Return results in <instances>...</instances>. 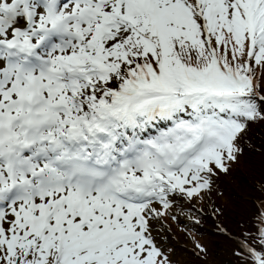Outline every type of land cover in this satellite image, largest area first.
Listing matches in <instances>:
<instances>
[{
    "label": "snow or ice",
    "instance_id": "obj_1",
    "mask_svg": "<svg viewBox=\"0 0 264 264\" xmlns=\"http://www.w3.org/2000/svg\"><path fill=\"white\" fill-rule=\"evenodd\" d=\"M256 128L264 0H0V264H173L157 225L238 196ZM251 186L235 264H264Z\"/></svg>",
    "mask_w": 264,
    "mask_h": 264
},
{
    "label": "rangeland",
    "instance_id": "obj_2",
    "mask_svg": "<svg viewBox=\"0 0 264 264\" xmlns=\"http://www.w3.org/2000/svg\"><path fill=\"white\" fill-rule=\"evenodd\" d=\"M257 152H260L257 151ZM251 153V151L245 149V156L241 158L239 165L235 166L234 169L238 167L242 168L243 160L248 157L246 154ZM231 173L227 176H221L220 181L218 182L220 188H227L226 185H230L231 191L238 193V196L230 195L229 192H225L223 195H220L218 191H213L209 194L208 200H198L194 205H190L187 202H184L181 205L182 212L179 213V219L173 220L171 216H166L163 218V222L157 225V228L160 234L164 237L165 251L170 255V259L173 261V264H219L215 263L214 260L220 261L223 259V251H220L219 255L215 256L214 260L212 257L208 258L204 256L201 252L196 251L195 241L203 242L204 244H209L210 242H224L228 241L229 244L232 242L230 240H225L220 236V227L226 226L222 222V216H214L212 212L216 206H223L222 203H225L228 208L230 203L239 201V198L244 200H253L258 197V195H242L238 190L237 186H231L229 181ZM216 186L214 185V188ZM229 189V190H230ZM228 193L231 199H228ZM218 204V205H217ZM196 210V211H194ZM180 214H182L180 216ZM210 216L211 219L208 217ZM198 219L200 223L194 224L193 221ZM207 220V221H206ZM223 234V233H222ZM198 238V239H197ZM226 259H229L226 257Z\"/></svg>",
    "mask_w": 264,
    "mask_h": 264
},
{
    "label": "trees",
    "instance_id": "obj_3",
    "mask_svg": "<svg viewBox=\"0 0 264 264\" xmlns=\"http://www.w3.org/2000/svg\"><path fill=\"white\" fill-rule=\"evenodd\" d=\"M255 131H257L258 135L256 137V147L260 149V152H252L246 154L248 157H246L242 162V168L238 167L237 169H234L231 172V175L229 177V181L233 184L231 186H237L238 191L242 195H248V196H255L258 195V192L251 186L253 184L259 185L260 181L264 179V149L260 148V145L264 143V131L260 130L259 128H256ZM248 150V149H247ZM244 175L248 177L249 183L241 184L240 176ZM228 189H230V185H226ZM232 190V188L230 189ZM228 199L230 200L231 197L228 193ZM218 205V204H217ZM223 206H219L223 209V215L222 216V222L225 223L227 226V229L232 232H238L240 231L239 224L244 220H249L251 218V214L254 211V206L252 205L250 200H244L243 198H239L238 202H235L233 200L232 203H230V206H228L225 203H222ZM213 207H218L216 204L212 205ZM196 211V210H194ZM210 219L211 217L208 216ZM216 217V216H215ZM207 221V220H206ZM220 236L225 238V240H229L228 237L222 233H218ZM198 239V238H197ZM197 243L202 244L205 249L206 253H202L206 257H212L213 260L214 257L219 255L220 251L224 252L223 259L220 261L214 260L215 263L219 264H235L234 258L231 256V247L232 243L229 244L228 241H220V242H210L208 245L204 244L203 242L195 241V246ZM196 251H199L196 248ZM228 257L229 259H226Z\"/></svg>",
    "mask_w": 264,
    "mask_h": 264
},
{
    "label": "bare ground",
    "instance_id": "obj_4",
    "mask_svg": "<svg viewBox=\"0 0 264 264\" xmlns=\"http://www.w3.org/2000/svg\"><path fill=\"white\" fill-rule=\"evenodd\" d=\"M182 214H180V216H181Z\"/></svg>",
    "mask_w": 264,
    "mask_h": 264
}]
</instances>
